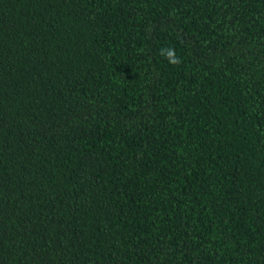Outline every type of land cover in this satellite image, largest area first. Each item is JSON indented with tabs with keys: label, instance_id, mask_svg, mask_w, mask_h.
I'll return each mask as SVG.
<instances>
[{
	"label": "trees",
	"instance_id": "obj_1",
	"mask_svg": "<svg viewBox=\"0 0 264 264\" xmlns=\"http://www.w3.org/2000/svg\"><path fill=\"white\" fill-rule=\"evenodd\" d=\"M0 264H264V0H0Z\"/></svg>",
	"mask_w": 264,
	"mask_h": 264
},
{
	"label": "clouds",
	"instance_id": "obj_2",
	"mask_svg": "<svg viewBox=\"0 0 264 264\" xmlns=\"http://www.w3.org/2000/svg\"><path fill=\"white\" fill-rule=\"evenodd\" d=\"M167 58L169 59V61L172 64H178L179 63V59L174 57V51L171 49L167 50Z\"/></svg>",
	"mask_w": 264,
	"mask_h": 264
}]
</instances>
